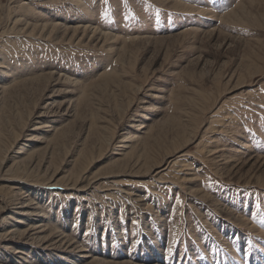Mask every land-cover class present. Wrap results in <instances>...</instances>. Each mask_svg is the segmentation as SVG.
Masks as SVG:
<instances>
[{"label":"rangeland","instance_id":"1","mask_svg":"<svg viewBox=\"0 0 264 264\" xmlns=\"http://www.w3.org/2000/svg\"><path fill=\"white\" fill-rule=\"evenodd\" d=\"M0 208L5 264H264V0H0Z\"/></svg>","mask_w":264,"mask_h":264},{"label":"bare ground","instance_id":"2","mask_svg":"<svg viewBox=\"0 0 264 264\" xmlns=\"http://www.w3.org/2000/svg\"><path fill=\"white\" fill-rule=\"evenodd\" d=\"M1 68L4 69L3 66H1ZM140 129H143V127L139 128V130ZM15 179H16V185L18 186V185H20V183L23 181L24 178L23 177H15ZM15 189H17V187L14 188V190ZM18 192L19 193H13V197H14V200H15V204L14 205H17L16 207L19 206L20 209L24 210L21 215H23V217L25 216L26 218H29L28 222L30 221L31 217H37L38 216L41 219L45 218V215L42 214V212H39V214H35L36 210L39 209L38 204L33 203L32 200L29 199V198L27 200H25L24 199L25 196L22 195L23 193L20 194L21 191H18ZM19 196H21V197H19ZM33 206H37V207H33ZM5 210H6L5 208H0V213H4ZM15 223H17L19 227H22V223L20 221H16ZM46 228H47V225L44 223L43 220H40L38 222H33V220H31L27 224V228L25 230L22 229V230H24L22 233H18V229L6 230L5 233L1 237H2V239H4V241H10L12 243V245H14L16 243V242H13L14 239L16 238V236H18V240H19L16 244L21 243V242L23 243V241H25V242H28V241H40V242H43L45 244V243H47V241H49V240L46 239L47 237L46 238H40V237H41V234L45 231ZM26 240H28V241H26ZM59 242H61V241H59ZM82 252L85 253L87 251L83 250ZM82 258L87 259V258H90V256L83 255ZM0 262H2V264L6 263L5 260H0Z\"/></svg>","mask_w":264,"mask_h":264}]
</instances>
